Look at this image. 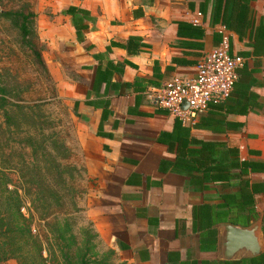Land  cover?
Returning a JSON list of instances; mask_svg holds the SVG:
<instances>
[{"label": "crops", "instance_id": "0c3cea01", "mask_svg": "<svg viewBox=\"0 0 264 264\" xmlns=\"http://www.w3.org/2000/svg\"><path fill=\"white\" fill-rule=\"evenodd\" d=\"M53 8L81 48L86 77L75 106L85 167L100 189L85 215L119 264H251L264 251V0H53ZM220 25L243 58L223 106L211 104L200 121L158 109L153 90L193 77ZM129 38L134 51L115 45ZM256 222L259 253L227 248V225Z\"/></svg>", "mask_w": 264, "mask_h": 264}, {"label": "rangeland", "instance_id": "374dc122", "mask_svg": "<svg viewBox=\"0 0 264 264\" xmlns=\"http://www.w3.org/2000/svg\"><path fill=\"white\" fill-rule=\"evenodd\" d=\"M16 10H31L36 14L37 45L48 73L35 62L15 23L0 16V83L10 89L11 102L25 107L18 115V126H11L6 151L13 153L19 165L22 158L27 163L31 149L26 138L34 136L37 144L41 138L37 130L45 126L46 120H52L56 131L67 136L66 144L73 155L71 163L84 169L74 173L76 184L84 190L77 203L83 211L61 220L56 233L38 222L34 224L33 232L40 233L46 261L35 260L32 264H119L114 251L102 242L85 215L87 204L100 187L85 167L80 145L84 127L79 107H74L86 85V77L82 75L84 66L79 64L81 48L53 8V0H0V12ZM0 264H21V261L10 258Z\"/></svg>", "mask_w": 264, "mask_h": 264}, {"label": "trees", "instance_id": "16d2710c", "mask_svg": "<svg viewBox=\"0 0 264 264\" xmlns=\"http://www.w3.org/2000/svg\"><path fill=\"white\" fill-rule=\"evenodd\" d=\"M73 11L74 7H68L63 12L72 15ZM0 16L15 23L22 39L30 47L35 62L47 74L37 45L38 36L34 28L36 14L31 10H16L1 11ZM73 26L78 39V27L75 23ZM133 40L129 38L126 43L115 42V45L134 51L135 48L130 47ZM9 90L0 83V261L18 258L21 264H32L35 260L43 263L46 261L43 257L44 247L40 233L33 232L36 230L34 224L38 222L40 226L56 233L61 220L83 211L77 203L84 190L76 184L74 173L84 169L71 163L73 155L66 144L67 136L56 131L52 120H46L45 126L37 130L41 137L37 141L38 145L34 136L26 138L31 149L28 162L22 158L19 165L14 160L13 153L6 151L11 140L9 134L11 126H18V115L22 114L25 107L10 101ZM226 99L211 106H223ZM76 104L77 101L74 106ZM28 107L33 109L34 106ZM198 117L200 121L202 114ZM199 121L193 126H199ZM200 144L201 148L210 147L209 142L201 141ZM231 152L234 153L233 149ZM239 165L240 171H244L247 163L241 161ZM69 179L70 183L67 182ZM250 263L264 264V251Z\"/></svg>", "mask_w": 264, "mask_h": 264}, {"label": "built area", "instance_id": "2783aa9c", "mask_svg": "<svg viewBox=\"0 0 264 264\" xmlns=\"http://www.w3.org/2000/svg\"><path fill=\"white\" fill-rule=\"evenodd\" d=\"M201 15L198 12L191 22L200 23ZM219 31L220 41L201 55L193 77L170 78L153 90L150 98L158 109L182 121H193L211 104L229 97L243 58L230 52L229 35L224 25L219 26ZM185 102L187 107L184 109Z\"/></svg>", "mask_w": 264, "mask_h": 264}, {"label": "water", "instance_id": "95a60500", "mask_svg": "<svg viewBox=\"0 0 264 264\" xmlns=\"http://www.w3.org/2000/svg\"><path fill=\"white\" fill-rule=\"evenodd\" d=\"M187 103L182 105V108H186ZM226 230L228 232V246L239 245L238 247H243L246 249L245 253L250 255H256L260 251V224L258 222L254 223L249 228H238L232 225H227ZM238 241V243H237ZM232 243L234 245H232Z\"/></svg>", "mask_w": 264, "mask_h": 264}]
</instances>
